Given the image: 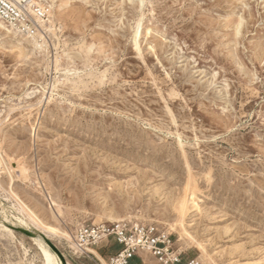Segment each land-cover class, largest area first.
<instances>
[{
  "label": "rangeland",
  "instance_id": "obj_1",
  "mask_svg": "<svg viewBox=\"0 0 264 264\" xmlns=\"http://www.w3.org/2000/svg\"><path fill=\"white\" fill-rule=\"evenodd\" d=\"M43 1L41 37L0 28V264H46L3 217L90 264L28 210L71 236L126 220L183 261L264 264V0Z\"/></svg>",
  "mask_w": 264,
  "mask_h": 264
},
{
  "label": "built area",
  "instance_id": "obj_2",
  "mask_svg": "<svg viewBox=\"0 0 264 264\" xmlns=\"http://www.w3.org/2000/svg\"><path fill=\"white\" fill-rule=\"evenodd\" d=\"M48 18L49 9L43 0H0V22L17 36L32 40L41 37ZM72 238L69 256L86 258L93 264H129L133 257L143 261V254L158 264H202L195 258L183 261L170 235L153 224L121 220L79 225ZM102 243L118 248L100 255L97 250Z\"/></svg>",
  "mask_w": 264,
  "mask_h": 264
},
{
  "label": "bare ground",
  "instance_id": "obj_3",
  "mask_svg": "<svg viewBox=\"0 0 264 264\" xmlns=\"http://www.w3.org/2000/svg\"><path fill=\"white\" fill-rule=\"evenodd\" d=\"M0 28H5L7 31H9L1 22H0ZM137 44H135V46H136ZM33 46L34 47H38V48H40L41 47V45L40 44H38V43H36L35 41H34V43H33ZM18 47H20V46H18ZM18 49H20V48H18ZM185 190H189V192H190V190H191V188H189V187H185ZM192 191V190H191ZM192 192H194V191H192ZM53 205L55 206V209H51V212H52V214H53V216L55 217V218H57L58 217V214H60V209H59V207L53 202ZM180 206H179V210H181V211H183V209H184V206H183V202L182 203H180L179 204ZM27 210H28V208H27ZM28 212H29V214L31 215V217L37 222V223H39V226L40 227H43V228H47V229H50V230H52V231H55V232H58L60 235H63V236H65L66 238H68L69 240H73V238H72V236L70 235V234H68L64 229H62V228H60V229H58V228H56V227H54V226H50V225H47V224H45V223H43L39 218H37V216L31 211V210H28ZM1 222H2V224H1V227L4 229V230H9L7 227H8V225H6V224H8V219L6 218V217H3L2 219H1ZM12 222V221H11ZM11 224V223H10ZM13 224V223H12ZM34 240H35V242L38 244V246H39V248H40V250H41V252L43 253V255H44V258H45V263L46 264H61L60 263V261H59V259L57 258V257H55L52 253H50L49 252V250L46 248V245H45V243L42 241V240H40L39 238H37V237H35V238H33ZM95 252V251H94ZM96 253V252H95ZM97 254V253H96ZM145 256V255H144Z\"/></svg>",
  "mask_w": 264,
  "mask_h": 264
},
{
  "label": "water",
  "instance_id": "obj_4",
  "mask_svg": "<svg viewBox=\"0 0 264 264\" xmlns=\"http://www.w3.org/2000/svg\"><path fill=\"white\" fill-rule=\"evenodd\" d=\"M8 225V227L15 232H19L22 233L30 238H35V237H40L43 242L48 246V248L54 252V254L57 256V258L59 259L61 264H68L63 253L52 243L50 242V240H48V238L46 236H44L42 233H38L36 231H32L23 227H19V226H14V225H10V224H6Z\"/></svg>",
  "mask_w": 264,
  "mask_h": 264
},
{
  "label": "crops",
  "instance_id": "obj_5",
  "mask_svg": "<svg viewBox=\"0 0 264 264\" xmlns=\"http://www.w3.org/2000/svg\"><path fill=\"white\" fill-rule=\"evenodd\" d=\"M117 248H118L117 245H113V247L110 249L109 253L114 252ZM77 259H79V258H77ZM80 259H82L83 261H86L90 264H93L91 261L87 260L86 258L81 257ZM141 262H143V261H141L138 257H133L132 259H130L129 264H141Z\"/></svg>",
  "mask_w": 264,
  "mask_h": 264
},
{
  "label": "trees",
  "instance_id": "obj_6",
  "mask_svg": "<svg viewBox=\"0 0 264 264\" xmlns=\"http://www.w3.org/2000/svg\"><path fill=\"white\" fill-rule=\"evenodd\" d=\"M110 247V249L113 247V245L112 246H109ZM108 254V253H107ZM103 255H106V254H103Z\"/></svg>",
  "mask_w": 264,
  "mask_h": 264
}]
</instances>
